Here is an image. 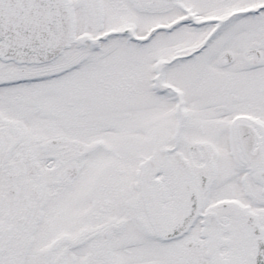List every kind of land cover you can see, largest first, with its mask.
<instances>
[{
	"label": "snow or ice",
	"instance_id": "obj_1",
	"mask_svg": "<svg viewBox=\"0 0 264 264\" xmlns=\"http://www.w3.org/2000/svg\"><path fill=\"white\" fill-rule=\"evenodd\" d=\"M0 264H264V0H0Z\"/></svg>",
	"mask_w": 264,
	"mask_h": 264
}]
</instances>
